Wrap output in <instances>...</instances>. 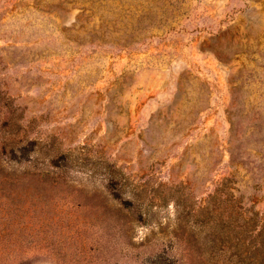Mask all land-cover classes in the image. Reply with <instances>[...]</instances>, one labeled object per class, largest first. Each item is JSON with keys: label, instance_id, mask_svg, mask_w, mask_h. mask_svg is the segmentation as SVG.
<instances>
[{"label": "rangeland", "instance_id": "374dc122", "mask_svg": "<svg viewBox=\"0 0 264 264\" xmlns=\"http://www.w3.org/2000/svg\"><path fill=\"white\" fill-rule=\"evenodd\" d=\"M226 178L264 221V0H0V264H253Z\"/></svg>", "mask_w": 264, "mask_h": 264}, {"label": "trees", "instance_id": "16d2710c", "mask_svg": "<svg viewBox=\"0 0 264 264\" xmlns=\"http://www.w3.org/2000/svg\"><path fill=\"white\" fill-rule=\"evenodd\" d=\"M36 144L35 141H31L28 145L13 148L9 152L11 160L18 163L32 160L31 153L36 151ZM233 182L231 178L223 180V187L217 188L216 195L210 196L208 205L200 216H195L194 223L195 225L199 223L203 227V231L207 234L206 241L213 245L224 243L239 245L247 240L255 246L256 244L264 245V221L259 220L260 214L257 212H248L238 207L239 201L234 192H240V190L234 186ZM113 185L114 183L110 186ZM122 192L125 193V189L117 190L115 195L121 197ZM123 204L132 206L134 203L131 200H123ZM137 208L141 209L142 204H137ZM259 261L260 264H264V257L254 254L252 263Z\"/></svg>", "mask_w": 264, "mask_h": 264}]
</instances>
